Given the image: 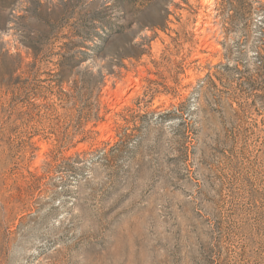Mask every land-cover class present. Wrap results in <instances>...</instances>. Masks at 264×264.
I'll use <instances>...</instances> for the list:
<instances>
[{"label": "rangeland", "instance_id": "rangeland-1", "mask_svg": "<svg viewBox=\"0 0 264 264\" xmlns=\"http://www.w3.org/2000/svg\"><path fill=\"white\" fill-rule=\"evenodd\" d=\"M0 264H264V0H0Z\"/></svg>", "mask_w": 264, "mask_h": 264}, {"label": "trees", "instance_id": "trees-1", "mask_svg": "<svg viewBox=\"0 0 264 264\" xmlns=\"http://www.w3.org/2000/svg\"><path fill=\"white\" fill-rule=\"evenodd\" d=\"M212 68H215V67H212ZM207 78L209 79V84H208V86H214L215 87V85H214V82L212 81V79H211V75H207Z\"/></svg>", "mask_w": 264, "mask_h": 264}]
</instances>
